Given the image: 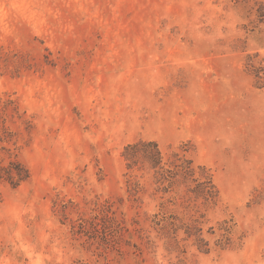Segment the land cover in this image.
Listing matches in <instances>:
<instances>
[{
  "label": "rangeland",
  "instance_id": "1",
  "mask_svg": "<svg viewBox=\"0 0 264 264\" xmlns=\"http://www.w3.org/2000/svg\"><path fill=\"white\" fill-rule=\"evenodd\" d=\"M139 139L215 200L177 183L155 224ZM9 160L28 177L0 179V264H264V0H0Z\"/></svg>",
  "mask_w": 264,
  "mask_h": 264
},
{
  "label": "trees",
  "instance_id": "2",
  "mask_svg": "<svg viewBox=\"0 0 264 264\" xmlns=\"http://www.w3.org/2000/svg\"><path fill=\"white\" fill-rule=\"evenodd\" d=\"M122 155L126 161L127 173L136 170L150 173L156 184V191L160 192L159 208L152 216L155 224L174 223V215L167 213L164 208L176 203L175 197L166 196V193L177 183H186L187 198L191 201L201 200L206 204L214 201L217 196V189L210 175L195 176L196 170L191 159L179 153H173L171 159L154 139H139L127 143L123 147ZM27 177V171L16 160H9L6 164L0 161V179L7 180L13 187ZM134 186L135 190H139L138 181L134 182Z\"/></svg>",
  "mask_w": 264,
  "mask_h": 264
}]
</instances>
